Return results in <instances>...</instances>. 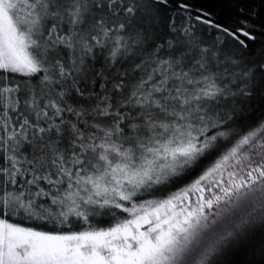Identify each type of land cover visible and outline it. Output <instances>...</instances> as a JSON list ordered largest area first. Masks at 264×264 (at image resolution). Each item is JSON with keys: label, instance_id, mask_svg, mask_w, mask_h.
<instances>
[{"label": "snow or ice", "instance_id": "1", "mask_svg": "<svg viewBox=\"0 0 264 264\" xmlns=\"http://www.w3.org/2000/svg\"><path fill=\"white\" fill-rule=\"evenodd\" d=\"M0 264H264V0H0Z\"/></svg>", "mask_w": 264, "mask_h": 264}]
</instances>
